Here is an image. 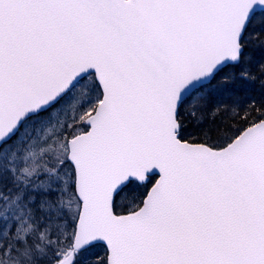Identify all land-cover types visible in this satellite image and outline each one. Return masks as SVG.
Returning <instances> with one entry per match:
<instances>
[{
  "label": "snow or ice",
  "instance_id": "6c2138e0",
  "mask_svg": "<svg viewBox=\"0 0 264 264\" xmlns=\"http://www.w3.org/2000/svg\"><path fill=\"white\" fill-rule=\"evenodd\" d=\"M0 264H264V0H0Z\"/></svg>",
  "mask_w": 264,
  "mask_h": 264
},
{
  "label": "trees",
  "instance_id": "16d2710c",
  "mask_svg": "<svg viewBox=\"0 0 264 264\" xmlns=\"http://www.w3.org/2000/svg\"><path fill=\"white\" fill-rule=\"evenodd\" d=\"M259 96V88L257 87L256 91L250 92L248 95L244 96V100L247 101L248 99L258 98Z\"/></svg>",
  "mask_w": 264,
  "mask_h": 264
}]
</instances>
